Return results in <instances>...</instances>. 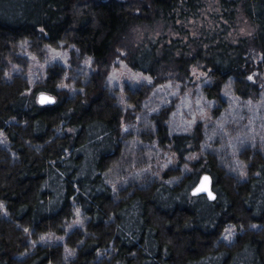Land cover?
<instances>
[{"label":"trees","instance_id":"1","mask_svg":"<svg viewBox=\"0 0 264 264\" xmlns=\"http://www.w3.org/2000/svg\"><path fill=\"white\" fill-rule=\"evenodd\" d=\"M213 1L220 26L203 16ZM237 19L253 33L235 42L224 23ZM191 20L204 22L195 37ZM146 28L160 32L138 41ZM61 44L71 68L31 86L22 47L41 55ZM116 57L155 81L125 89L127 106L107 85ZM87 59L95 72H83ZM195 66L209 71V100L224 105L228 88L264 96V0H0V264H264V151L244 148L246 170L234 174L204 147L201 126L175 134L168 114L143 112L157 84ZM42 93L56 102L41 105ZM147 145L171 147L179 167L147 174ZM205 173L215 201L191 193Z\"/></svg>","mask_w":264,"mask_h":264},{"label":"rangeland","instance_id":"2","mask_svg":"<svg viewBox=\"0 0 264 264\" xmlns=\"http://www.w3.org/2000/svg\"><path fill=\"white\" fill-rule=\"evenodd\" d=\"M217 6V2H210L207 10L203 14L206 20H210L214 26H220V20L217 16L222 14ZM219 22H217V21ZM207 22V21H206ZM216 24V25H215ZM195 37V29L204 26L203 21H193L185 24ZM227 27L226 37L237 41L239 38L249 36L253 33V27L246 21L237 19L236 21L225 22ZM160 29L136 30V39L141 41L145 35L150 36L159 33ZM169 32V31H168ZM155 33V34H154ZM182 38L173 32H169L167 38ZM20 55L25 59L26 73L31 83L34 84L44 81L48 76L51 67L63 66L70 69V48L62 45L59 48L46 47L41 55L33 54L29 48L24 45ZM82 70L85 73L95 72V68L90 59L83 62ZM154 79L140 71H136L128 66L125 60L116 57L114 60L107 85L111 91H117L120 100L125 103L124 90H140L145 87H152ZM210 82L209 71L203 70L202 67L195 66L190 70L186 78L176 77L171 79L168 76L161 84L152 90L150 97L143 104L145 117L150 118L154 113L168 114L165 122L171 133L193 135L198 126L202 127L204 147L207 150L216 151L223 159L226 168L234 174H244L246 168L240 159V154L244 148L264 151V96L242 99L235 95L229 88L225 89L222 99L225 104L209 100L203 92L205 84ZM264 95V94H263ZM263 97V99H262ZM128 108V107H127ZM126 108V109H127ZM128 113L140 114L129 106ZM147 119L144 118L143 122ZM141 123V118L136 119ZM132 128L129 124L124 125V132ZM140 127L136 133L143 131ZM4 141L0 133V143ZM145 150H152L148 157L145 172L153 177H163L167 170L179 167V158L169 146L161 147L157 145L145 147ZM204 151V148H203ZM203 151H201L203 155ZM200 157V158H201ZM199 157L192 153L188 162L194 163ZM188 166L186 170H190ZM83 225L82 214L79 213L76 221L70 226V229L81 227ZM235 234L233 226H229L224 233V240L229 241ZM63 239L55 237H46L41 243H61Z\"/></svg>","mask_w":264,"mask_h":264},{"label":"water","instance_id":"3","mask_svg":"<svg viewBox=\"0 0 264 264\" xmlns=\"http://www.w3.org/2000/svg\"><path fill=\"white\" fill-rule=\"evenodd\" d=\"M44 94L45 97H53L47 93H42ZM54 100L53 101H48L46 103H41V94L38 96V102L41 105H48V104H54L56 102L55 97H53ZM205 177H208V180L205 181ZM206 186V187H205ZM204 188V190H198ZM193 196H201L204 195L206 196L210 201H215L217 198L216 193L213 190V179L211 177L210 174L205 173L203 175H201L197 185L193 188V190L191 191ZM209 193H211L212 195H210Z\"/></svg>","mask_w":264,"mask_h":264},{"label":"snow or ice","instance_id":"4","mask_svg":"<svg viewBox=\"0 0 264 264\" xmlns=\"http://www.w3.org/2000/svg\"><path fill=\"white\" fill-rule=\"evenodd\" d=\"M53 100H54L53 97H45L44 94H41V103H46L48 101H53ZM204 179L206 181V180H208V177H205ZM198 190H204V188H201V189H198ZM209 194L212 195L211 193H209Z\"/></svg>","mask_w":264,"mask_h":264}]
</instances>
